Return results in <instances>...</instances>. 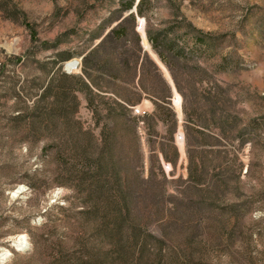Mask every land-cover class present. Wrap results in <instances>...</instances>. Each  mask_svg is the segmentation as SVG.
<instances>
[{
  "label": "rangeland",
  "instance_id": "obj_1",
  "mask_svg": "<svg viewBox=\"0 0 264 264\" xmlns=\"http://www.w3.org/2000/svg\"><path fill=\"white\" fill-rule=\"evenodd\" d=\"M12 1L34 25L38 41L32 40L24 18L6 19L0 12V264H57L53 256L58 246L76 247L82 242L84 228L63 220L67 212L61 210L72 203L79 205L71 189L56 183L53 150H46L58 139L54 129L39 132L17 117L32 112V96L51 77L48 63L56 50L47 49L45 43L51 46L66 34L58 51L72 53L69 62L78 59L83 69L84 57L100 43V36L129 12H121L124 0ZM144 10L145 17L136 15L135 22L125 26L128 37L115 45L120 46L119 52L137 54V32L140 47L159 72L147 64L143 89L102 79L96 73L92 80L103 91L121 94L165 119L150 127L152 121L140 118L139 132L145 177L150 169L149 145L158 152L163 147L175 163L161 158L170 181L168 194L196 193L186 184L188 151L193 164L205 168L209 182L224 177L214 215H207L203 220L207 224L196 225L192 232L177 231L175 240L187 233L205 240L204 264H264V0H147ZM148 25L166 31L168 39L184 51L178 58L166 54L169 67L146 39ZM197 38L203 42L197 43ZM112 47H102L87 67L99 70L97 63L112 61ZM63 67L61 71L67 73ZM82 69L71 76H80ZM119 76L131 82L134 75L122 71ZM169 87V104L156 102L160 106L156 108L149 93H167ZM76 119L85 128L94 127L86 99L81 100ZM94 132L99 136L100 129ZM227 205H235L232 209L241 218H235ZM214 217L219 222L229 219L231 225L223 229ZM152 230L157 232L158 227ZM24 235L28 243L18 249ZM7 250L9 256H5Z\"/></svg>",
  "mask_w": 264,
  "mask_h": 264
},
{
  "label": "trees",
  "instance_id": "obj_2",
  "mask_svg": "<svg viewBox=\"0 0 264 264\" xmlns=\"http://www.w3.org/2000/svg\"><path fill=\"white\" fill-rule=\"evenodd\" d=\"M146 1L139 0L137 13L123 18L121 16L116 20L118 24L114 28L105 36H100V43L84 57L86 66L84 65L80 76H71L74 74L61 71V66L63 67L64 63L74 57L70 52L58 51L62 42L61 37L66 34L58 37L51 46L45 43L47 49L56 50L48 63L51 65L49 72L51 77L47 84L41 87L39 93L32 96L35 99L32 112L26 116L19 114L17 117L23 118L26 126L29 125L39 132L48 127L54 129L53 132L57 134L58 139H54L52 142L55 143L49 145L46 150H53L58 169L56 183L71 189L74 192L75 202L79 205L72 203L61 210L67 212L63 215V220L79 223L84 228L80 235L82 242L76 247L58 246L53 256L57 264H204L205 262V240H197L195 236L187 233L177 242L175 236L177 231L192 232L196 225L207 224L203 220L207 215L213 214L218 207L216 202L223 193L224 177L219 182L211 183V179L209 182L205 168L193 164L188 151L190 162L186 184L188 188L196 190V193L168 194L170 181L164 173L162 159L173 165L175 163L163 147L159 149V153L149 145L150 169L148 176L145 177V153L139 132L140 117L132 113L135 103L127 101L121 94L103 91L101 86L92 80L93 74L96 73L102 79L114 83L122 82L130 86L133 84L134 89H143L141 82L147 64H151L155 71L159 72L158 66L140 47V36L137 32H134L135 38L137 37V54H129L122 48L123 51L119 52L120 46L115 45L121 39L128 37L125 26L134 23L136 15L145 17ZM136 3V0L122 1L121 12H130ZM0 12L6 19L17 21L21 17L24 18L23 24L30 30L32 40L38 41L34 25L26 21L25 14L18 4L12 0H0ZM145 37L168 67L166 54L178 58L184 52L176 46L175 41L168 39L164 30L154 29L148 25ZM196 41L203 42L200 38ZM142 43L146 48L143 37ZM109 45L113 46L112 61L109 62L107 59L102 66L99 62L97 63L100 66L99 70L97 67L95 70H90L87 67L89 59L102 47ZM122 71L133 73V81L127 82L125 78L119 76ZM172 76L179 90L173 73ZM176 93L180 95L177 91ZM103 94L110 97H104ZM80 95L85 97L88 107L93 112L95 118L93 128H85L83 123L76 119L81 106ZM149 95L156 108H159L156 102L167 104L172 90L169 87L167 93L151 92ZM143 118L152 121L150 127L165 122L158 112L153 115L150 113ZM175 123H177L176 119ZM58 127L61 129L58 130ZM97 128L100 129L99 136L94 132ZM151 138L153 134H150ZM57 140L62 145H59ZM175 152L178 156L177 148ZM167 168L170 169V165ZM229 207L235 214L233 216L240 219L241 216L232 209L235 205H227L226 209ZM214 220L218 222L215 224L219 226L222 224L223 229L231 225L229 219L226 222H219L220 220L217 221L214 217ZM153 226L158 227L157 232L152 230Z\"/></svg>",
  "mask_w": 264,
  "mask_h": 264
},
{
  "label": "built area",
  "instance_id": "obj_3",
  "mask_svg": "<svg viewBox=\"0 0 264 264\" xmlns=\"http://www.w3.org/2000/svg\"><path fill=\"white\" fill-rule=\"evenodd\" d=\"M74 60L76 61V64H77L76 66H77L78 69H76V70H74V71H70V72H68V71L66 70V67H67V66L63 67L64 70H65L68 74H76V73H78V72H81V69H82V63H81V61L78 60V59H74ZM132 113H133L134 116H137V117L143 118V117H145V116H147V115L150 114V110H149L148 108H144L143 106H135V107H132Z\"/></svg>",
  "mask_w": 264,
  "mask_h": 264
},
{
  "label": "bare ground",
  "instance_id": "obj_4",
  "mask_svg": "<svg viewBox=\"0 0 264 264\" xmlns=\"http://www.w3.org/2000/svg\"><path fill=\"white\" fill-rule=\"evenodd\" d=\"M76 65L77 64H76V61L75 60L72 61V62H69L67 65H65V66H67L66 70L68 72L74 71V70L78 69ZM27 243L28 242H27V239H26L25 235L24 236H21L19 238V242L17 243V248L18 249H21V248L24 247V244H27ZM10 254H11V252L9 250H7L5 256H9Z\"/></svg>",
  "mask_w": 264,
  "mask_h": 264
},
{
  "label": "water",
  "instance_id": "obj_5",
  "mask_svg": "<svg viewBox=\"0 0 264 264\" xmlns=\"http://www.w3.org/2000/svg\"><path fill=\"white\" fill-rule=\"evenodd\" d=\"M138 2H139V0L137 1L136 6L133 8V10H131V11L129 12V14L137 13V4H138ZM129 14H128V15H129ZM144 21H145V20H144ZM138 24H140V23H138Z\"/></svg>",
  "mask_w": 264,
  "mask_h": 264
},
{
  "label": "crops",
  "instance_id": "obj_6",
  "mask_svg": "<svg viewBox=\"0 0 264 264\" xmlns=\"http://www.w3.org/2000/svg\"><path fill=\"white\" fill-rule=\"evenodd\" d=\"M81 100H85V97L83 95H80Z\"/></svg>",
  "mask_w": 264,
  "mask_h": 264
}]
</instances>
